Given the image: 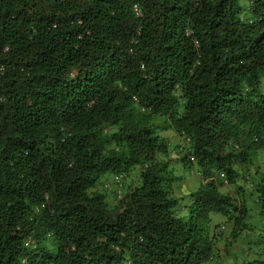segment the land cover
<instances>
[{
	"label": "trees",
	"instance_id": "obj_1",
	"mask_svg": "<svg viewBox=\"0 0 264 264\" xmlns=\"http://www.w3.org/2000/svg\"><path fill=\"white\" fill-rule=\"evenodd\" d=\"M263 75L264 0H0V264H217L215 214L255 241Z\"/></svg>",
	"mask_w": 264,
	"mask_h": 264
},
{
	"label": "rangeland",
	"instance_id": "obj_2",
	"mask_svg": "<svg viewBox=\"0 0 264 264\" xmlns=\"http://www.w3.org/2000/svg\"><path fill=\"white\" fill-rule=\"evenodd\" d=\"M246 2V0H243V2ZM262 82H261V91L264 93V75L261 78ZM159 117L156 118V122H159L160 120L158 119ZM167 135H172L171 133H168ZM178 140L176 141L177 143L174 142V149L173 152H171V155L175 158H179L180 155L179 153L183 152L184 150H178L177 149L180 147L179 144H182L183 139L176 137ZM170 139V138H169ZM171 141V140H170ZM176 146V147H175ZM240 149V148H238ZM180 153V154H181ZM260 159L263 161L264 163V154H261ZM238 167H243V165H241L240 163L237 165ZM250 168H253L254 165L249 166ZM181 166L179 167V169L177 170V174H181L184 177V182L183 184L179 183L181 181H177L174 184H176V188L178 189L176 191V195L179 197H181V207H183L186 211L185 205L188 204V200L187 198H183V196H185L186 194H188V192L190 191V189H196L203 181L200 178V174H198V166L197 165H192V169H193V174L190 173L188 170L181 168ZM250 175L252 176L253 173V169H251V172L249 171ZM137 174L138 171L135 169L131 172V174L125 176V180H124V186L121 190H119L118 188H116L114 186V181L116 180L117 174H113L110 175L107 178V181L109 183H107V199L109 204L114 207L118 204L119 200L122 199L124 197V193L126 191V188L131 184V182L136 183L137 180ZM112 183V184H110ZM196 184V185H195ZM241 184L244 186L245 188V182H243L241 180ZM195 185V186H194ZM102 187V186H101ZM100 188V187H99ZM238 192V194L241 193L243 187L237 188L235 187ZM222 192H229L232 194H235V189L233 186H231L229 183H225V185L223 187L220 188ZM245 190V189H244ZM225 192V193H226ZM225 218L221 215V214H215L214 216V223L212 224V226L214 227L213 233H215L218 237L215 239L216 244L218 245V247L216 246V253L215 256L218 255L220 258H223V261L221 263L217 262V264H234L235 259H234V254H239L238 258V262H240L241 264H243V256L248 254L249 252L246 251L247 249V244L245 242V238L244 239H236L234 241H232V244H230V230H229V226H227V224H225ZM252 229H253V234H254V238H255V243L253 245L254 250L258 253H264V215L261 214L260 210L257 208L254 213L253 216L249 217L248 219ZM223 231V233L225 234L226 237L228 238H222V235H220V232ZM212 233V232H211ZM211 264H215L214 262H212Z\"/></svg>",
	"mask_w": 264,
	"mask_h": 264
},
{
	"label": "crops",
	"instance_id": "obj_3",
	"mask_svg": "<svg viewBox=\"0 0 264 264\" xmlns=\"http://www.w3.org/2000/svg\"><path fill=\"white\" fill-rule=\"evenodd\" d=\"M250 201L252 202V200H249V202H250ZM250 206L253 207V203H252ZM255 210H256V209L252 208V211H251V215H250V217L253 216V213H254ZM245 242H246V244H247V249H248V250H246V251H248L249 254H250V251L254 249L253 247H251V245H252V243H254L255 241L250 242V241H249V238L246 237V234H245ZM250 247H251V248H250ZM249 248H250V249H249Z\"/></svg>",
	"mask_w": 264,
	"mask_h": 264
},
{
	"label": "built area",
	"instance_id": "obj_4",
	"mask_svg": "<svg viewBox=\"0 0 264 264\" xmlns=\"http://www.w3.org/2000/svg\"><path fill=\"white\" fill-rule=\"evenodd\" d=\"M123 178H124V175H123V174H119V175L116 177V181L119 182V183L121 184Z\"/></svg>",
	"mask_w": 264,
	"mask_h": 264
},
{
	"label": "clouds",
	"instance_id": "obj_5",
	"mask_svg": "<svg viewBox=\"0 0 264 264\" xmlns=\"http://www.w3.org/2000/svg\"><path fill=\"white\" fill-rule=\"evenodd\" d=\"M237 148H238V147H237ZM117 176H118V174H117ZM225 183H228V182L226 181Z\"/></svg>",
	"mask_w": 264,
	"mask_h": 264
}]
</instances>
